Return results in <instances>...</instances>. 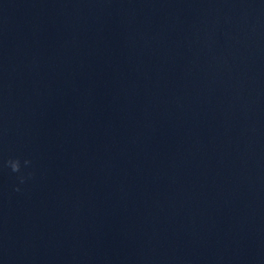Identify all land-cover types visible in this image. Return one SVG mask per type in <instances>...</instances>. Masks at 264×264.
Segmentation results:
<instances>
[{
  "label": "water",
  "instance_id": "95a60500",
  "mask_svg": "<svg viewBox=\"0 0 264 264\" xmlns=\"http://www.w3.org/2000/svg\"><path fill=\"white\" fill-rule=\"evenodd\" d=\"M0 264H264V0H0Z\"/></svg>",
  "mask_w": 264,
  "mask_h": 264
},
{
  "label": "clouds",
  "instance_id": "9594fccd",
  "mask_svg": "<svg viewBox=\"0 0 264 264\" xmlns=\"http://www.w3.org/2000/svg\"><path fill=\"white\" fill-rule=\"evenodd\" d=\"M30 161L29 160H24L23 164L24 167L27 168L30 165ZM4 167L10 169L11 173L14 174H19L17 175V179L19 181L20 184H24L26 179L31 178V173H28L27 176H25L23 173H21V162L19 159H9L7 161H5L4 163ZM15 191H19V188H15Z\"/></svg>",
  "mask_w": 264,
  "mask_h": 264
}]
</instances>
